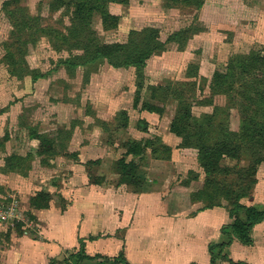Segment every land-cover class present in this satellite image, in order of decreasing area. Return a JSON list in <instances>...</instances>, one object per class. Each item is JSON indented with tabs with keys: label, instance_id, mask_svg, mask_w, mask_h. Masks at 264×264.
Masks as SVG:
<instances>
[{
	"label": "rangeland",
	"instance_id": "374dc122",
	"mask_svg": "<svg viewBox=\"0 0 264 264\" xmlns=\"http://www.w3.org/2000/svg\"><path fill=\"white\" fill-rule=\"evenodd\" d=\"M149 27L164 49L142 69L95 58L96 45L140 41ZM263 93L264 0H0V209L18 216L0 222V264H15L4 253L24 238L62 239L63 259L49 264H77L86 247L88 258L130 264L140 234L146 250L154 232L179 245L183 222L196 224L191 244L211 246L213 264H249L263 252L264 221L251 231L255 248L235 239L220 249L234 206L215 190L247 193L241 220L247 208L264 210V161L248 171L252 157L264 160L263 113L254 116ZM182 116L191 136L237 150L220 161L221 187L206 184L199 149L171 132ZM131 142H149L143 159L128 154ZM161 145L169 160L153 152ZM126 163L136 185L124 181Z\"/></svg>",
	"mask_w": 264,
	"mask_h": 264
},
{
	"label": "trees",
	"instance_id": "16d2710c",
	"mask_svg": "<svg viewBox=\"0 0 264 264\" xmlns=\"http://www.w3.org/2000/svg\"><path fill=\"white\" fill-rule=\"evenodd\" d=\"M185 3H189V0H183ZM105 23H108V25H114L109 24L108 20H104ZM137 34V33H135ZM140 36H143L140 41H131L128 44L125 45H114L110 48H105L102 51L100 50V46L96 45V51H94L95 58H106L110 65H112L115 68H121V67H127L130 65H134L135 67H138L139 69H142L150 60L152 55L155 52L161 51L164 49V44L160 40V30L157 28H146L144 31L140 34H137ZM182 35V33H178L173 38H177V36ZM87 48L86 51L88 54H90V50L92 48L93 40H87ZM15 62V61H14ZM18 63V62H16ZM141 67V68H140ZM14 73V72H13ZM141 76V81L142 75ZM264 95V93H263ZM257 107V112L254 113V116H257L259 112H262V129H264V106L254 104ZM145 109L148 112L157 111L159 113H162L163 111L158 108L157 106H154L149 103L144 104ZM261 115V114H260ZM184 118L175 119L171 124V132L176 134L177 136L181 137L184 145H189L191 147H195L196 149H199V156L198 161L200 166L204 169L206 175H207V182L206 184L210 185V187L215 184L217 187H221V183L217 180H215L216 173L223 171V169L220 166V161L225 156H236L237 150H230L228 151L227 148L229 147V144L224 141L222 143L217 142H208L207 140H204V136H207V133L205 135H202L200 137L197 136H191L190 133H188L183 126ZM184 128V129H183ZM145 132L147 130H144ZM148 132V131H147ZM151 142V141H149ZM149 142H146L145 146H142L141 143L137 142H131L128 145H126L128 154L133 157H140L143 159V157L146 156L147 153V147ZM155 154L158 153L157 159L161 160H169L171 157V149L167 146L161 145L160 150L157 148L156 150H153ZM165 153L166 156L162 157L161 155ZM264 160H262L260 157H252L251 165L248 167V171L252 170L253 176L257 173V166L262 163ZM133 168H137L135 166H132ZM131 168V164H124L122 167V175L124 178V181H127L130 184L136 185V178H132L133 174L128 169ZM243 171H239L238 173L241 174ZM217 182V183H216ZM255 185V180L250 179L248 180L245 185L244 189H247L249 192L253 190V187ZM247 193H245L243 190H232L229 186L224 187L223 192L219 188H216L215 195L216 197H222L224 200L229 201L230 204L234 206V209L230 212L231 217L235 218L233 221V224L230 226H227L222 230V233L228 237V242L225 244H218L217 247L222 249L224 246H230L235 239L239 240L243 245L245 246H252L254 244V240L251 236L252 229L257 226L258 224H261L264 221V210H259L258 208H247L245 211V220L239 219L237 216H235L236 212L240 210L241 207L239 204V201L245 197ZM219 204H210V206H221L220 202H217ZM210 256H211V264H213V248L209 247ZM77 258V264H82V262L86 259H89L86 256H82V254L78 253L76 256ZM82 260V261H81ZM99 264H104L103 261Z\"/></svg>",
	"mask_w": 264,
	"mask_h": 264
},
{
	"label": "crops",
	"instance_id": "0c3cea01",
	"mask_svg": "<svg viewBox=\"0 0 264 264\" xmlns=\"http://www.w3.org/2000/svg\"><path fill=\"white\" fill-rule=\"evenodd\" d=\"M199 215L200 213L196 216H190V219L196 221L195 219H197ZM200 221L202 220L200 219ZM180 224L182 223L179 222V225ZM186 225L183 222L182 242L179 245H169L168 243H163V240L160 239V235L158 236V234L156 235V232H151L153 228L147 229L148 232L152 233L150 235V248L146 250L143 247L144 241L142 239V235L140 234V236H138L135 240L136 245L134 251L127 252L130 264H211V256L210 253H208L209 245L199 243L203 237L201 235L194 236L197 238L195 240L199 244L194 246L191 244L190 230H192V228H197L195 227L196 224L193 227L189 223L187 226ZM204 225L201 226L202 230L207 229L206 225ZM162 228L163 227H161V231ZM147 230H144V232L147 233ZM62 242V239H59L58 241L57 238L45 242H37L24 238L20 244L16 246L14 245L12 250L4 253V255H9L10 258L14 260L15 264H49L51 259H57L60 261L63 259L62 254L64 250L62 248L66 249V246L63 247L64 244ZM27 245L28 249L32 248L29 253L25 252V249H23V247H26ZM195 248L198 250L200 248L201 251L197 252L195 251ZM250 248H255V245ZM88 249L86 247L87 255L89 256ZM65 254L67 253L65 252ZM93 254L94 253H91V256H94ZM247 259L249 260V264H264V249L263 252H261L260 249L259 251L250 252ZM101 262L102 259L100 258H89L84 260L82 264H99Z\"/></svg>",
	"mask_w": 264,
	"mask_h": 264
},
{
	"label": "built area",
	"instance_id": "2783aa9c",
	"mask_svg": "<svg viewBox=\"0 0 264 264\" xmlns=\"http://www.w3.org/2000/svg\"><path fill=\"white\" fill-rule=\"evenodd\" d=\"M18 216L15 214L14 207H8L7 209H0V222L5 223L11 219H16Z\"/></svg>",
	"mask_w": 264,
	"mask_h": 264
}]
</instances>
